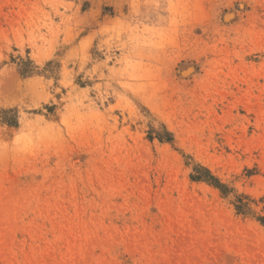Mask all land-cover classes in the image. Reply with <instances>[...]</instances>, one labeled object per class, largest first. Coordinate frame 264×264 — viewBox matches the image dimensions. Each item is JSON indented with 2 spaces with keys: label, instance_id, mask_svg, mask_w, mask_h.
<instances>
[{
  "label": "rangeland",
  "instance_id": "1",
  "mask_svg": "<svg viewBox=\"0 0 264 264\" xmlns=\"http://www.w3.org/2000/svg\"><path fill=\"white\" fill-rule=\"evenodd\" d=\"M0 264H264V0H0Z\"/></svg>",
  "mask_w": 264,
  "mask_h": 264
},
{
  "label": "bare ground",
  "instance_id": "2",
  "mask_svg": "<svg viewBox=\"0 0 264 264\" xmlns=\"http://www.w3.org/2000/svg\"><path fill=\"white\" fill-rule=\"evenodd\" d=\"M228 19H229V17L227 18V20H228ZM184 71H186V70H184ZM184 71H183V72H184Z\"/></svg>",
  "mask_w": 264,
  "mask_h": 264
}]
</instances>
